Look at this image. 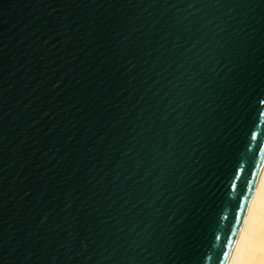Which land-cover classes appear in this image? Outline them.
I'll list each match as a JSON object with an SVG mask.
<instances>
[{"label": "water", "instance_id": "water-1", "mask_svg": "<svg viewBox=\"0 0 264 264\" xmlns=\"http://www.w3.org/2000/svg\"><path fill=\"white\" fill-rule=\"evenodd\" d=\"M263 173L264 0H0V264H231Z\"/></svg>", "mask_w": 264, "mask_h": 264}, {"label": "bare ground", "instance_id": "bare-ground-1", "mask_svg": "<svg viewBox=\"0 0 264 264\" xmlns=\"http://www.w3.org/2000/svg\"><path fill=\"white\" fill-rule=\"evenodd\" d=\"M231 264H264V173Z\"/></svg>", "mask_w": 264, "mask_h": 264}, {"label": "snow or ice", "instance_id": "snow-or-ice-1", "mask_svg": "<svg viewBox=\"0 0 264 264\" xmlns=\"http://www.w3.org/2000/svg\"><path fill=\"white\" fill-rule=\"evenodd\" d=\"M242 211H245L244 209H241Z\"/></svg>", "mask_w": 264, "mask_h": 264}]
</instances>
